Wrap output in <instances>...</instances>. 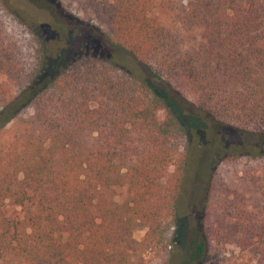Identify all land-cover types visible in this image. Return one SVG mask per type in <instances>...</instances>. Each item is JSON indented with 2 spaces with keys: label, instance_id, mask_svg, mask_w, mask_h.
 I'll return each mask as SVG.
<instances>
[{
  "label": "trees",
  "instance_id": "obj_1",
  "mask_svg": "<svg viewBox=\"0 0 264 264\" xmlns=\"http://www.w3.org/2000/svg\"><path fill=\"white\" fill-rule=\"evenodd\" d=\"M25 1L0 0V260L144 264L172 239L203 132L169 105L264 134V0ZM245 151L229 169L264 142ZM218 159L183 264L208 243L264 264V185Z\"/></svg>",
  "mask_w": 264,
  "mask_h": 264
},
{
  "label": "rangeland",
  "instance_id": "obj_2",
  "mask_svg": "<svg viewBox=\"0 0 264 264\" xmlns=\"http://www.w3.org/2000/svg\"><path fill=\"white\" fill-rule=\"evenodd\" d=\"M8 1L13 6L34 13L33 8L25 0ZM74 12L80 15L79 11ZM53 71L54 69L50 67L47 74L53 73ZM152 83L159 87L162 86L155 80H152ZM175 103H171L169 108L180 118V123L187 129L200 127L199 129H202L203 132L192 139L198 145V148L194 153L193 161H191L193 163L192 172L188 176L189 179L181 198V209L183 210L178 219L177 227L173 231L172 239L165 250H163V247H158L156 250L144 251L142 253L144 264H183L184 261H187V253L191 251V247L189 248L190 240L202 216L200 204L211 170L209 161L212 157L216 159L219 155L218 167L221 173L230 170L229 175H236L241 178L247 175L249 178L257 180L260 185H264V157L252 161L249 159V155L240 156L237 158L236 166L229 169L234 164V156L231 155L233 151L246 150V153L254 145L259 147L264 142V134L253 136L249 133H242L227 125L205 118L184 101L177 100ZM30 113L31 111L27 110L24 112V116H28ZM144 232L143 227H136L132 232V238L136 242H140ZM252 263L249 254L239 252L236 248L222 250L213 243H208L201 259L188 261V264ZM0 264H18V262L13 258H5L0 260Z\"/></svg>",
  "mask_w": 264,
  "mask_h": 264
}]
</instances>
